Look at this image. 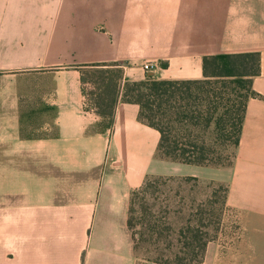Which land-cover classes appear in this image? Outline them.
Segmentation results:
<instances>
[{
  "label": "crops",
  "instance_id": "1",
  "mask_svg": "<svg viewBox=\"0 0 264 264\" xmlns=\"http://www.w3.org/2000/svg\"><path fill=\"white\" fill-rule=\"evenodd\" d=\"M133 1L0 0V264H136L130 200L166 162L161 135L121 100L104 125L84 92L87 65L120 64L123 83L191 81L206 56L259 53L260 97L233 166H194L193 177L228 183L245 223H264V0H144L136 27ZM180 4L188 18L171 22L165 11ZM136 31L145 48L184 50L145 72L133 66Z\"/></svg>",
  "mask_w": 264,
  "mask_h": 264
},
{
  "label": "trees",
  "instance_id": "2",
  "mask_svg": "<svg viewBox=\"0 0 264 264\" xmlns=\"http://www.w3.org/2000/svg\"><path fill=\"white\" fill-rule=\"evenodd\" d=\"M260 71L259 53H224L204 57L201 80H157L149 76L143 81L123 83L120 64H96L82 70V83L97 87V92L90 94L92 106L109 127L119 100L138 105L139 120L161 135L157 158L193 167L228 168L234 164L231 150H235L236 159L247 103L250 98L260 97L252 89ZM235 84L245 88L238 106L229 89ZM207 134L214 138L207 140ZM161 179L180 187L200 182L197 177ZM210 184L224 189L225 204L228 186L214 181ZM150 185L147 178L141 193ZM136 196L133 192L128 218L135 257L147 264H203L211 227L219 224L206 223L210 210H205L203 204L194 207L193 199L187 202L184 197L183 201L160 205L142 202L138 210ZM171 218L186 220L174 229L176 223L169 221ZM149 252L155 257L147 259L145 254Z\"/></svg>",
  "mask_w": 264,
  "mask_h": 264
},
{
  "label": "rangeland",
  "instance_id": "3",
  "mask_svg": "<svg viewBox=\"0 0 264 264\" xmlns=\"http://www.w3.org/2000/svg\"><path fill=\"white\" fill-rule=\"evenodd\" d=\"M144 0H134V14L133 23L134 26H139L142 23V9ZM157 2V0H155ZM185 2V1H183ZM176 8V9H175ZM171 8L168 12L171 22L175 21L183 23L184 18H188L189 9L185 4H180V7ZM166 14L163 15V18ZM155 20L157 16H155ZM137 28H135L136 30ZM134 41V67L142 68L145 72L153 73L158 68H164L166 65V57L170 56L173 52H180L184 49L165 47L162 42L161 48L149 47L145 48L141 44L140 32H135ZM176 41H173V43ZM170 43V42H169ZM171 44V43H170ZM155 65L154 69L147 70L146 66ZM230 92L234 95L232 98L238 102L241 101L242 95L245 93L244 85H231ZM229 91V90H228ZM85 92L88 96V100L91 101L90 94L97 92V87L88 83L85 87ZM207 140L214 138L212 134L205 135ZM233 155L231 162H235V150H231ZM237 155V151H236ZM159 162L160 160L157 159ZM160 163V162H159ZM160 171L158 176H149L151 185L145 193H141V187L135 191L136 203L139 209V204L142 202H149L165 204L167 201L180 202L183 201V197L188 202L193 199L194 207L203 204L205 210H210L211 215L208 216L206 223H216L211 228L213 231L210 233V242L207 247L203 264H264V223H257L254 218H250L249 223H245L244 219L238 212L237 208H234L229 198L224 204L225 191L214 185L211 186L210 180H200L197 185H187L180 187L176 183H169L161 179L167 177H193V166L184 165L172 161L166 160L165 163H161L157 166ZM212 168V167H207ZM218 169V168H215ZM217 182V181H214ZM221 183V182H220ZM228 186V183H224ZM229 188V187H228ZM178 194H180L178 196ZM224 204V205H223ZM214 212V214H213ZM221 215V217H219ZM137 217H141L139 214ZM186 219L180 220L177 218H171L169 221L174 222L173 228L177 229L178 225L185 222ZM194 225V224H193ZM216 227V228H215ZM216 229V230H215ZM196 233H193L195 235ZM147 259L154 258L153 252L146 253ZM149 257V258H148ZM136 258V257H135ZM136 264H147L139 259H135ZM197 264V263H193Z\"/></svg>",
  "mask_w": 264,
  "mask_h": 264
},
{
  "label": "built area",
  "instance_id": "4",
  "mask_svg": "<svg viewBox=\"0 0 264 264\" xmlns=\"http://www.w3.org/2000/svg\"><path fill=\"white\" fill-rule=\"evenodd\" d=\"M154 67H155V65H152V66L148 65V66H146V69L147 70L151 69V71H152L154 69Z\"/></svg>",
  "mask_w": 264,
  "mask_h": 264
}]
</instances>
